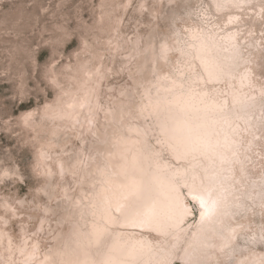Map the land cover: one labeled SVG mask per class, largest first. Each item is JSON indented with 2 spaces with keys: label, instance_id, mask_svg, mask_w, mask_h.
I'll return each mask as SVG.
<instances>
[{
  "label": "rangeland",
  "instance_id": "obj_1",
  "mask_svg": "<svg viewBox=\"0 0 264 264\" xmlns=\"http://www.w3.org/2000/svg\"><path fill=\"white\" fill-rule=\"evenodd\" d=\"M217 1L0 0V264L99 263L125 238L160 264H264V0ZM227 35L241 61L209 80L193 45ZM178 93L254 102L248 125L233 119L235 204L210 225L189 192L203 159L175 155L159 127ZM133 155L146 175L176 173L189 213L175 230L116 223L93 241L106 179Z\"/></svg>",
  "mask_w": 264,
  "mask_h": 264
},
{
  "label": "bare ground",
  "instance_id": "obj_2",
  "mask_svg": "<svg viewBox=\"0 0 264 264\" xmlns=\"http://www.w3.org/2000/svg\"><path fill=\"white\" fill-rule=\"evenodd\" d=\"M226 1L244 2L219 0L216 6H222ZM215 38L201 37L193 45L194 55L199 59L201 69L209 80H219V72L231 74L237 66L236 61L240 60L239 45L233 35L225 36L222 42ZM180 94L174 95L169 102L161 99L164 103L161 106L163 113L159 127L162 136L167 137L168 141L170 139L175 155L188 154L203 159L204 165L201 169L205 183L196 186L190 181L189 192L198 193L194 201L200 211V218L205 216L210 225L229 213L230 203L235 204V200H232L233 179L229 170L240 136V126L236 127L233 119H241L248 125L254 102L243 100L237 94L232 98L233 109L222 110L214 102H203L204 93L195 97L189 94L190 101ZM132 159L131 165L129 160L124 159L118 177L113 175L106 179V190H102L98 199L96 220H100V223L91 228L93 241L98 240L106 226L116 223L155 232L175 230L189 213L173 182L175 172H164L158 167L155 172L146 175L143 173L147 171L146 168L144 171L137 168L139 158L133 155ZM132 170L135 172L132 173ZM207 197L208 204H201ZM115 213L119 215V221L115 218ZM225 230L232 236V226L225 227ZM151 250L152 246L147 241L116 239L99 263H93L89 259L90 262L85 263L83 260L80 264H160V260L154 258ZM255 259L258 261L255 262ZM261 263L256 256L251 262Z\"/></svg>",
  "mask_w": 264,
  "mask_h": 264
}]
</instances>
